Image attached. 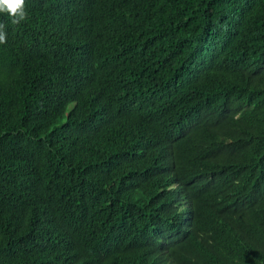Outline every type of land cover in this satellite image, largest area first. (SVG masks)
<instances>
[{"label": "trees", "instance_id": "16d2710c", "mask_svg": "<svg viewBox=\"0 0 264 264\" xmlns=\"http://www.w3.org/2000/svg\"><path fill=\"white\" fill-rule=\"evenodd\" d=\"M25 11L0 13V264H94L96 240L121 231L137 250L101 264H145L183 191L223 215L202 241L195 217L183 262L208 244L211 264H264V0Z\"/></svg>", "mask_w": 264, "mask_h": 264}, {"label": "clouds", "instance_id": "9594fccd", "mask_svg": "<svg viewBox=\"0 0 264 264\" xmlns=\"http://www.w3.org/2000/svg\"><path fill=\"white\" fill-rule=\"evenodd\" d=\"M0 13L8 14L12 24H20L27 18L25 0H0ZM4 28L5 25L0 23V44L6 43ZM145 112L138 109L130 113L127 123L129 132L139 133L142 130L145 123ZM182 193L185 196V200L176 215L179 218V222L165 233L159 244L144 248L152 251L151 253L145 251V264H211L215 255L220 256V261L223 260V256L208 244H201L200 247L185 250L186 261L183 262L180 259V254L188 239V230L195 227L194 221L197 215L203 216L201 224L195 227V232L201 238L200 241L206 235L218 233L223 229L222 212L218 211L217 216H213L206 211L207 206L201 202L198 196L186 191ZM96 241L98 246L95 252L94 264H101L105 256L112 255L114 252H132L137 250L132 239L124 231H121L120 241L117 243L111 241L108 237L100 238ZM229 246L230 244L227 247L229 248Z\"/></svg>", "mask_w": 264, "mask_h": 264}]
</instances>
